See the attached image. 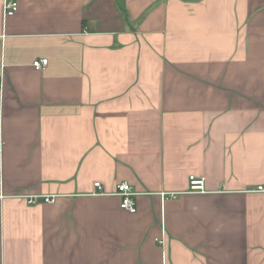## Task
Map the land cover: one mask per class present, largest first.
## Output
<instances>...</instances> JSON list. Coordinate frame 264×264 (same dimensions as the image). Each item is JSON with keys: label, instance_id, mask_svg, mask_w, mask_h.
I'll return each mask as SVG.
<instances>
[{"label": "crops", "instance_id": "0c3cea01", "mask_svg": "<svg viewBox=\"0 0 264 264\" xmlns=\"http://www.w3.org/2000/svg\"><path fill=\"white\" fill-rule=\"evenodd\" d=\"M15 1L0 264H264V0Z\"/></svg>", "mask_w": 264, "mask_h": 264}, {"label": "built area", "instance_id": "2783aa9c", "mask_svg": "<svg viewBox=\"0 0 264 264\" xmlns=\"http://www.w3.org/2000/svg\"><path fill=\"white\" fill-rule=\"evenodd\" d=\"M19 8V3L15 0H4L3 2V9H4V15L9 16L16 13V11ZM49 59L47 57H39L33 60V66L36 69H41L45 65L48 64ZM3 141L0 139V148L2 147ZM95 186L97 187V191L94 192L96 194H104L106 193L104 190H102L103 186L100 181H96ZM257 190H264L263 185H259ZM189 191L191 192H204L206 191V182L204 176H198L195 174H191L189 176ZM115 194L120 196L121 198V206L130 211L135 212L137 211V202L135 199L136 191L133 189L131 183L127 180H123L117 183L116 189L114 191ZM163 195L167 194L169 196L176 194L175 192H168L162 193ZM26 198L28 203H35L39 198H42L46 202H53L56 200L57 195L56 194H25L22 195ZM163 242V239L160 240Z\"/></svg>", "mask_w": 264, "mask_h": 264}]
</instances>
